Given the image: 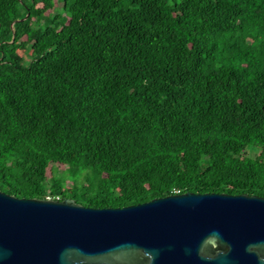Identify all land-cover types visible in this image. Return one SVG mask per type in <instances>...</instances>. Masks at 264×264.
Segmentation results:
<instances>
[{"label": "trees", "instance_id": "trees-1", "mask_svg": "<svg viewBox=\"0 0 264 264\" xmlns=\"http://www.w3.org/2000/svg\"><path fill=\"white\" fill-rule=\"evenodd\" d=\"M0 192L264 198V0H0Z\"/></svg>", "mask_w": 264, "mask_h": 264}, {"label": "water", "instance_id": "water-1", "mask_svg": "<svg viewBox=\"0 0 264 264\" xmlns=\"http://www.w3.org/2000/svg\"><path fill=\"white\" fill-rule=\"evenodd\" d=\"M0 264H264V198L186 193L93 209L0 192Z\"/></svg>", "mask_w": 264, "mask_h": 264}, {"label": "built area", "instance_id": "built-area-1", "mask_svg": "<svg viewBox=\"0 0 264 264\" xmlns=\"http://www.w3.org/2000/svg\"><path fill=\"white\" fill-rule=\"evenodd\" d=\"M48 200H51L50 198H48Z\"/></svg>", "mask_w": 264, "mask_h": 264}]
</instances>
